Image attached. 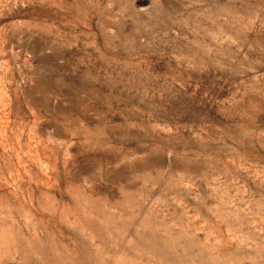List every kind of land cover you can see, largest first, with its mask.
<instances>
[{"label": "rangeland", "instance_id": "1", "mask_svg": "<svg viewBox=\"0 0 264 264\" xmlns=\"http://www.w3.org/2000/svg\"><path fill=\"white\" fill-rule=\"evenodd\" d=\"M0 264H264V0H0Z\"/></svg>", "mask_w": 264, "mask_h": 264}, {"label": "bare ground", "instance_id": "2", "mask_svg": "<svg viewBox=\"0 0 264 264\" xmlns=\"http://www.w3.org/2000/svg\"><path fill=\"white\" fill-rule=\"evenodd\" d=\"M80 2H81V1H80ZM85 2H86V1H85ZM77 3H78V2H77ZM7 4H8V3H7ZM104 4H105V3H104ZM104 4H103V5H104ZM22 6H24V5H22ZM78 6H79V5H78ZM82 6H83V5H82ZM80 7H81V6H80ZM116 7H117V5H116ZM74 8H75V7H74ZM91 8H92V7H91ZM115 10H116V8H115ZM115 10H114V11H115ZM90 12H91V11H90ZM23 13H24V12H23ZM77 13H78V11H77ZM10 15H11V14H10ZM110 22H111V21H110ZM113 25H114V24H113ZM181 26H182V25H181ZM182 29H183V28H182ZM44 32H45V31H44ZM185 32H186V31H185ZM188 33H189V31H188ZM189 34H190V33H189ZM50 35H51V34H50ZM183 35H184V34H183ZM183 35L180 36V37H183ZM48 36H49V35H48ZM48 36H47V37H48ZM118 36H119V35H118ZM119 37H120V36H119ZM57 38H59V37L57 36ZM126 39H127V38H126ZM49 40H50V39H49ZM128 40H130V39H128ZM188 40H189V39H188ZM193 40H194V38H193ZM44 41H45V40H44ZM46 41H47V39H46ZM58 41H59V40H58ZM190 41H191V40H190ZM49 42H50V41H49ZM104 44H105V43H104ZM60 45H61V44H60ZM79 49H81V48H79ZM91 51H92V49H91ZM91 51H90V52H91ZM98 51H99V50H98ZM98 51H97V52H98ZM64 52H65V49H64ZM82 52H83V50H82ZM88 52H89V51H88ZM94 52H95V50H94ZM66 54H67V53H66ZM99 54H100V53H99ZM101 54H102V53H101ZM166 54H168V52H167ZM67 55H69V54H67ZM169 55H170V54H169ZM173 55H174V54H172V55H170V56L172 57ZM167 56H168V55H167ZM69 57H70V56H69ZM173 57H174V56H173ZM158 58H159V57H158ZM167 58H168V57H167ZM71 59H72V58H71ZM171 59H172V58H171ZM66 60H67V59H66ZM67 61H68V60H67ZM69 61H70V60H69ZM139 61L141 62L142 60H139ZM160 61H161V60H160ZM155 62H156V61H155ZM155 62H154V63H155ZM163 62H164V61H163ZM151 63H152V62H151ZM159 63H160V62H159ZM164 64H165V63H164ZM179 64H180V63H179ZM75 65H76V64H75ZM78 65H79V63H78ZM153 65H154V64H153ZM166 65H167V64H166ZM172 65H173V64H172ZM174 65H176V64H174ZM151 66H152V65H151ZM73 67H74V66H73ZM178 67H179V66H178ZM76 68H77V67H76ZM159 68H160V67H159ZM161 68H163V67H161ZM85 71H86V70H85ZM87 71H88V70H87ZM76 73H77V72H76ZM72 74H73V72H72ZM81 75H82V74H81ZM91 75H92V74H91ZM95 76H96V75H95ZM89 78H90V77H89ZM93 78H94V77H93ZM96 78H98V77H96ZM84 79H85V78H84ZM86 79H87V78H86ZM95 80H96V79H95ZM88 82H89V81H88ZM96 85H97V83H96ZM98 85H99V84H98ZM189 86H190V85H189ZM113 89H114V88H113ZM194 89H195V88H194ZM102 90H103V89H102ZM107 90H108V89H107ZM120 90H121V89H120ZM182 90H183V89H182ZM118 91H119V90H118ZM109 92H110V90H109ZM151 92H152V91H151ZM134 93H135V92H134ZM131 94H132V93H131ZM118 95H119V93H118ZM133 95H134V94H133ZM105 97H106V96H105ZM112 97H113V96H112ZM112 97H111V98H112ZM133 97H134V96H133ZM131 98H132V97H131ZM157 98H158V97H157ZM157 98H156V99H157ZM143 99H144V98H143ZM150 99H151V98H150ZM156 99H155V100H156ZM105 101H106V100H105ZM113 102H114V101H113ZM134 102H135V101H134ZM136 102H137V101H136ZM146 102H147V101H146ZM146 102H145V103H146ZM158 102H159V101H158ZM111 103H112V102H111ZM111 103H110V104H111ZM182 103H183V102H182ZM182 103H181V104H182ZM185 104H186V103H185ZM187 104H188V103H187ZM99 105H100V104H99ZM189 105H190V104H189ZM191 105H192V104H191ZM138 106H139V105H138ZM120 108H121V106H120ZM180 108H181V107H180ZM99 109H100V108H99ZM181 109H182V108H181ZM200 109H201V108H200ZM200 109H199V110H200ZM102 110H103V108H102ZM186 110H187V109H186ZM132 111H133V110H132ZM193 111H194V110H193ZM188 112H189V110H188ZM198 113H199V111H198ZM199 114H200V113H199ZM134 116H135V115H134ZM200 116H202V115L200 114ZM113 118H114V117H113ZM192 118H193V117H192ZM198 118H200V117H198ZM195 119H196V118H195ZM136 120H137V119H136ZM189 120H190V119H189ZM199 120H200V119H199ZM115 123H116V122H115ZM112 124H113V123H112ZM119 124H120V123H119ZM140 126H141V125H140ZM106 128H107V127H106ZM132 134H133V133H132ZM194 137H195V136H194ZM152 138H153V137H152ZM154 138H155V137H154ZM160 138H161V137H160ZM181 140H182V139H181ZM157 141H158V140H157ZM159 141H160V140H159ZM156 143H158V142H156ZM161 145H163V144H161ZM83 146H84V145H83ZM198 146H199V145H198ZM201 146H202V145H201ZM204 146H205V145H204ZM131 148H132V147H131ZM166 148H167V146H166ZM96 149H98V148H96ZM126 149H127V148H126ZM169 151H170V150H169ZM170 152H171V151H170ZM114 154H115V153H114ZM169 154H170V153H169ZM84 155H85V154H84ZM120 156H121V155H120ZM125 160H126V159H125ZM125 160H124V161H125ZM120 161H123V159L120 160ZM139 165H140V164H139ZM140 166H141V165H140ZM98 167H99V166H98ZM104 167H105V166H104ZM137 167H139V166H137ZM168 167H169V166H168ZM135 168H136V166H135ZM143 168H144V167H143ZM149 169H150V168H149ZM128 170H129V169H128ZM138 171H139V170H138ZM138 171H137V172H138ZM152 173H155V172H152ZM157 173H158V172H157ZM159 173H160V172H159ZM142 174H143V173H142ZM149 174H150V173H149ZM163 174H164V173H163ZM180 174H181V173H180ZM140 175H141V174H140ZM188 175H189V174H188ZM70 176H71V175H70ZM133 176H134V175H133ZM189 177H190V176H189ZM129 179H130V178H129ZM126 181H127V180H126ZM134 181H136V180H134ZM140 184H141V183H140ZM141 185H142V184H141ZM120 187H121V186H120ZM85 188H86V187H85Z\"/></svg>", "mask_w": 264, "mask_h": 264}]
</instances>
